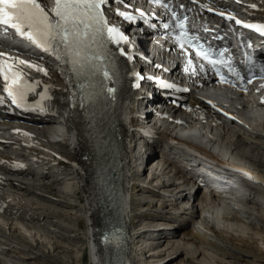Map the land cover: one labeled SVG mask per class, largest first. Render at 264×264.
I'll return each mask as SVG.
<instances>
[{
  "label": "bare ground",
  "instance_id": "1",
  "mask_svg": "<svg viewBox=\"0 0 264 264\" xmlns=\"http://www.w3.org/2000/svg\"><path fill=\"white\" fill-rule=\"evenodd\" d=\"M208 1L219 4L217 0ZM237 1L243 3L244 6L251 3L249 10L252 12L262 9L261 12L264 13V0H257V2L251 0ZM232 8L233 11L230 12L232 17L230 18H242L241 23L233 25L221 18L218 19L215 15L212 16L206 13L205 17L209 19L208 23L211 22L213 27L217 28V34L232 42L233 47L235 45L240 48L244 47L242 46V33L247 31L250 36L255 38L259 47V56L264 59L262 36L259 31L251 26L255 23L264 24V15L255 14L250 19L251 17H244L236 6ZM257 16L262 18L258 20ZM105 21L107 33L112 38L120 36L128 28L137 26L143 28L142 33H140L143 36L149 35L148 37H150L151 33L158 32L150 21L137 19L134 11L132 15L126 17L121 10H117L115 7L106 9ZM199 24L209 25L203 21H200ZM247 25L249 26L246 27ZM251 31L256 34L251 33ZM11 38L8 37L0 41V64L8 62L9 66L18 70L31 88L35 98L43 99L45 106L48 108L61 107L63 101L67 98V85L63 76L67 74L72 66L66 63L68 68L63 69L64 65L60 62L55 63L47 55L41 57L42 55L37 54L34 50L27 49L25 46L21 47L13 40L14 38ZM146 40H149V38ZM25 50L31 56L30 58L23 54ZM113 54L119 62L124 84L121 85L120 93H116V95H119V101L115 110L118 132L120 133V137L116 140H118L117 143L122 152L126 169L125 188L121 205L125 224V241L121 249L123 264H130L132 260L130 256L134 252L132 246L135 242L133 229L136 226L140 227L149 223H153V227L166 226L177 230H162V234L165 235L164 241L161 245L158 244L159 242L155 243L158 245L148 250V252L152 251L157 256L145 258L147 264L164 257H169L167 263L164 260L159 263L157 261L155 264H172L184 255H189V259L187 261L182 260L180 264H232L226 262L227 260H233L235 262L233 264H264V214H256L255 211L258 210L248 209L249 206L264 208V205L260 202V200H264V191L256 190L247 185V188L258 197L249 200L248 203L245 202L248 207L242 213L231 206V209L234 208L235 213H233V216L226 217L218 213L217 208L208 203L204 196H201L195 202V206L189 207L187 203L178 207L177 205L174 206V203L178 204L180 199L182 201L189 200L190 197L194 198L196 193L192 195V192H181L179 196L173 195L171 190L174 184L172 182L149 191L137 184V178L141 176L143 171L138 173L136 178L131 177L134 158L129 157L130 150L128 148L131 144V134L128 133L127 127L131 121L130 117L136 115V100L132 96L136 95L133 86L137 84V75L133 73L136 62L131 57V47L129 46L123 52L115 51ZM69 61L74 63L71 60ZM118 89L116 86V90ZM206 93L205 95H211L214 100L206 102L194 98L189 99V102L195 107H200L205 115H215L217 117L216 124L220 129L217 140L222 143L225 142L229 150H236L239 153H242L239 151V145L253 147L259 151H257L259 154L261 152L264 157V145L257 143V138L259 140L264 139L262 133L264 129H259L264 121L261 110L257 107L258 105L264 107L261 100H259L260 97L237 98L235 95L238 94L231 93L228 90L215 91L207 89ZM81 100L79 99V101ZM7 101H9L8 98L0 99L2 108L8 104ZM215 102L223 104L219 106ZM87 108L89 107L87 106ZM83 121L84 118L81 114L77 113L75 109H69L63 112L59 119L55 116L50 118L51 123L48 127H42L41 131L43 133L51 131V129H56L62 133L61 139L63 142L57 144L54 148L60 151L63 160L54 158L44 152L42 154L43 158L40 160L45 166L47 165L44 167L46 171L39 174L38 180L33 178L34 170L26 174V176L31 177V183H33L31 187L24 184V178L14 174H6L7 185L14 191L13 193H3L5 196L0 195V222L5 224L0 225V247H2V249L0 248V255L17 260H3V258H0V264H83L86 260V254H88V264H100L98 243H96L94 234L96 225L93 224V221H99L100 217H103V213L100 214L98 210L102 196H99L93 187L91 142L87 137ZM192 123L196 124L194 121ZM205 123L208 124L209 122L206 121ZM39 143L47 146L45 139H39ZM187 148L191 149L188 146ZM26 151L29 150L24 148L23 141L17 137H11L10 143L1 144L0 170L10 171V166L16 163V158H27ZM30 154H35V152H30ZM204 155L208 156L205 152ZM208 157L216 162L218 161L215 157ZM72 162L74 165H72ZM253 165L263 171L259 169L258 173L264 179V160L256 161V164ZM61 176H64V179L70 184L72 193L70 198L67 188L58 191L55 187L60 184ZM2 181L0 178V185H6ZM25 197L29 198L25 199ZM57 197L67 199H58ZM163 198H168L173 203H165ZM76 200L79 203L75 204ZM68 205L74 207L71 208ZM137 207L141 208L140 213L136 212ZM131 214H133V217H131ZM171 219L177 220V222H174L176 224H172L173 220L171 221ZM188 219L193 220L191 222L195 224L190 225L183 222V220L187 221ZM19 220L25 227L29 228L28 231L36 233L38 237L47 238L49 242L34 240L36 238L34 234H32L33 238L31 239L24 234L17 233L14 230L13 223L9 225V222L20 223ZM146 221L149 222L145 223ZM36 227H41L47 235L37 232ZM252 232L255 233L252 234ZM137 234V236H141L145 233L137 232ZM149 234L156 236L157 232ZM179 237L181 238L178 239ZM175 239L180 240V242H172ZM149 240L152 241V239H147V241ZM64 244L70 246H64ZM150 244L146 243L143 247L147 248ZM12 254L15 255L12 256ZM74 254L78 256L72 257L71 255ZM146 262L139 264H146Z\"/></svg>",
  "mask_w": 264,
  "mask_h": 264
},
{
  "label": "rangeland",
  "instance_id": "2",
  "mask_svg": "<svg viewBox=\"0 0 264 264\" xmlns=\"http://www.w3.org/2000/svg\"><path fill=\"white\" fill-rule=\"evenodd\" d=\"M262 11V9L261 10H258V11H253V12H255V14L257 15V14H263L264 15V13L263 12H261ZM251 33H255L254 31H251ZM256 34V33H255ZM231 132H233V133H236V132H234V131H231ZM227 142H228V140H226ZM261 142H263V143H261ZM257 143L258 144H261V145H264V139H260L259 141H257ZM224 145H227L225 142H224ZM239 147H240V152H242L245 156H249V158L251 159H255V164H256V161H263L264 160V157L262 156V154H261V152H260V154L258 153L259 151L258 150H255V148H253V147H248V146H242V145H239ZM235 148V147H234ZM246 151V152H245ZM258 151V152H257ZM245 152V153H244ZM260 169V168H259ZM261 170V169H260ZM262 171V170H261ZM263 172V171H262ZM259 179V178H258ZM257 178H256V180H257V182H259V180H260V182H259V184H261L262 186H264V179L262 180V179H259L258 180ZM67 183V180H65L64 179V176H61L60 177V184L58 185V186H61V185H63L64 183ZM67 185L69 186L70 184L69 183H67ZM70 187V186H69ZM261 191H264V190H261ZM71 192V191H70ZM256 198L258 197V196H255ZM136 199H139V198H136ZM68 207H74V206H71V205H68ZM55 209H57V208H55ZM137 210H136V212H138V211H141V208H139V207H137L136 208ZM248 209L250 210H258V211H255L256 212V214H264V208H261V207H256V206H249L248 207ZM57 210H60V209H57ZM232 211H233V213H235V210H234V208H232ZM259 212V213H258ZM138 213H140V212H138ZM173 219H171V221H172ZM20 221V220H19ZM142 221H144V220H142ZM149 221H146L145 223H148ZM167 222V221H166ZM172 222H177V221H172ZM13 223V226H14V230L15 231H17V233H19V234H24V235H26V236H28L29 238H33L32 237V234H34V236L36 237V238H34V240H36L37 241V239H38V241H40V242H45V243H47V241H48V239L46 238H42L43 236H41V237H38L37 236V234L36 233H33V232H30V231H28V227H25V225H23V223L20 221V223H18V222H13V221H10L9 222V225H11ZM173 224V223H172ZM174 224H176V223H174ZM0 225H5V224H3L2 222H0ZM137 227V226H136ZM242 227H244L243 225H242ZM37 228V232H41L42 234H45V235H47L46 233H45V231L40 227V228H38V227H36ZM173 230H177V229H173ZM189 230V229H188ZM20 231H22L23 233H21ZM253 233H255V232H252V234ZM258 234V233H257ZM172 237H173V235H171ZM181 237H179L178 239H180ZM178 239H175L174 241H172V242H175V243H179L180 242V240H178ZM145 240H147V239H145ZM49 242V241H48ZM168 242V241H167ZM64 246H70V245H68V244H64ZM1 249H2V247H0ZM139 248V247H138ZM13 255H15V254H12V256ZM75 255V256H74ZM74 255H71L72 257H76V256H78L77 254H74ZM87 255V256H86ZM85 255V258H86V260H85V262H83V264H88V254H86ZM70 256V257H71ZM189 256V255H188ZM187 255H184L183 257H180L179 259H178V261H176V262H173L172 264H180V262L182 261V260H186L187 261V259H189V257H188ZM187 257V258H186ZM0 258H3V260L4 259H7V260H12V261H16L17 259H15V258H10V257H4L3 255H0ZM9 258V259H8ZM130 258L132 259V260H135V258H136V262H139L140 261V259L139 258H137V257H133V255L132 256H130ZM164 260H166V261H164ZM158 261V263L159 262H165V263H167L168 261H169V257H164V258H162V259H160V260H157ZM157 261L155 260V262L157 263ZM155 262H153L154 264H155ZM226 262H231L232 264L233 263H235L233 260L232 261H230V260H227ZM16 263H18V262H16ZM32 263H35V262H32ZM153 263H151V264H153ZM171 264V263H170Z\"/></svg>",
  "mask_w": 264,
  "mask_h": 264
},
{
  "label": "trees",
  "instance_id": "3",
  "mask_svg": "<svg viewBox=\"0 0 264 264\" xmlns=\"http://www.w3.org/2000/svg\"><path fill=\"white\" fill-rule=\"evenodd\" d=\"M220 18L223 19L224 21L230 23V24H233V25H235V24H239V23L242 22V18H241V19H232V18L227 17V16H222V17H220ZM215 158H216V157H215Z\"/></svg>",
  "mask_w": 264,
  "mask_h": 264
}]
</instances>
